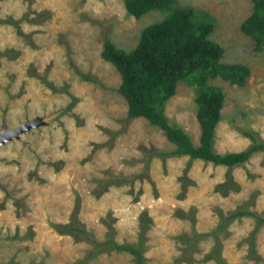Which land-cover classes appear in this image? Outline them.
I'll return each instance as SVG.
<instances>
[{
    "label": "rangeland",
    "instance_id": "374dc122",
    "mask_svg": "<svg viewBox=\"0 0 264 264\" xmlns=\"http://www.w3.org/2000/svg\"><path fill=\"white\" fill-rule=\"evenodd\" d=\"M176 5L209 12L214 21L209 37L223 46L221 60L250 70L243 85L218 75L207 80L224 92L215 150L246 148L251 139L244 130L264 141V47L256 49L240 29L252 0H176ZM45 9L50 14L43 21L32 19ZM165 13L151 9L134 17L123 0H0V19L18 20V26L0 21V132L3 123L12 128L31 118L43 121L0 143V264H133V255L124 251L84 260L92 244L52 227L69 220L76 192L78 217L97 239L109 234L110 224L116 241L136 243L139 214L146 211L152 221L144 233L145 264H264V223L254 238L260 257L247 256L246 237L256 224L251 215L218 230L222 261L202 260L214 235L199 238L186 253L176 237L214 229L218 208L227 214L243 207L264 217V150L230 167L188 154L164 155L159 152L175 144L159 126L143 116L125 121L120 74L100 55L104 34L128 50L141 29ZM76 69L99 82L82 79ZM194 96V84L178 80L164 112L198 144ZM111 176L128 180L104 186ZM228 179L224 193L216 188ZM192 207L194 221L175 215L176 208Z\"/></svg>",
    "mask_w": 264,
    "mask_h": 264
},
{
    "label": "trees",
    "instance_id": "16d2710c",
    "mask_svg": "<svg viewBox=\"0 0 264 264\" xmlns=\"http://www.w3.org/2000/svg\"><path fill=\"white\" fill-rule=\"evenodd\" d=\"M123 1L126 11L134 17H140L151 9L166 12L160 20L145 25L140 31L136 44L128 50L116 46L107 33L104 34L100 55L103 59L113 63L120 74L121 79L117 90L127 103L125 121L143 116L150 123L159 126L168 140L175 144L173 150L159 152L164 155L188 154L190 158H200L230 167L244 162L253 152L264 150V141L260 140L252 130L243 131L251 139V143L242 150L218 152L213 146L215 127L221 117V108L224 104V92L220 86L209 83L207 80L218 75L230 83L243 85L250 70L244 63L221 60L223 46L209 37L214 28V21L209 12L191 6H177L176 0ZM252 2V10L241 21L240 29L253 39L256 49H261L264 47V0H252ZM49 14V10H41L32 19L37 22L43 21ZM0 21H7L18 26V20L12 17L0 19ZM76 71L84 80L99 82L91 73L78 69ZM40 78L52 86L46 77L41 75ZM180 79L195 86L196 118L200 126L198 144L193 143L190 134L183 127L170 123L164 112L165 103L175 93L176 84ZM72 102L73 100L70 104ZM119 179L128 180V177L111 176L104 186ZM229 184L230 179L217 184L216 188L224 193V189ZM96 192L100 194L101 188H98ZM79 208L80 196L76 192L69 220L53 222L51 225L59 233L71 234L75 239L84 237L92 244L84 260L101 252L124 251L133 255V264H145L144 233L152 221L145 210L139 214L138 241L132 243L116 241L113 237V227L110 224H108L109 234L105 238H95L79 219ZM194 210L195 207H192L190 212L176 208L175 215L194 221ZM217 213L220 219L211 231L193 230L191 233L180 232L176 235L185 243L184 252L189 251L190 246L194 245L199 238L212 234L215 237V244L202 260L213 258L222 261L218 230L229 220L251 215L256 218V224L246 237L249 243L247 256L259 258L254 238L258 227L264 223V217L243 207H237L227 214L218 208ZM182 258L183 255L180 256V260Z\"/></svg>",
    "mask_w": 264,
    "mask_h": 264
},
{
    "label": "water",
    "instance_id": "95a60500",
    "mask_svg": "<svg viewBox=\"0 0 264 264\" xmlns=\"http://www.w3.org/2000/svg\"><path fill=\"white\" fill-rule=\"evenodd\" d=\"M43 121L40 118H31V119H27L25 121H23L22 123H20L19 125L9 128L3 123L2 126V131L0 132V143H2L3 141H5L6 139L13 137V136H18V134L21 131H24L25 129L31 127V126H35L38 125L40 123H42Z\"/></svg>",
    "mask_w": 264,
    "mask_h": 264
},
{
    "label": "bare ground",
    "instance_id": "6f19581e",
    "mask_svg": "<svg viewBox=\"0 0 264 264\" xmlns=\"http://www.w3.org/2000/svg\"><path fill=\"white\" fill-rule=\"evenodd\" d=\"M9 129V128H8Z\"/></svg>",
    "mask_w": 264,
    "mask_h": 264
}]
</instances>
